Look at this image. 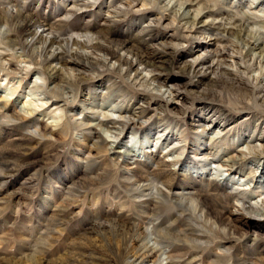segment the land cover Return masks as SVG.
<instances>
[{
	"label": "bare ground",
	"instance_id": "obj_1",
	"mask_svg": "<svg viewBox=\"0 0 264 264\" xmlns=\"http://www.w3.org/2000/svg\"><path fill=\"white\" fill-rule=\"evenodd\" d=\"M97 1L60 0L61 15L53 21L52 18L39 21L32 11L24 10L21 6L7 10L5 15L0 13V38L4 41L2 44L12 51L10 60L5 58L6 54L0 53V62L6 70L23 71L24 74L31 71L30 67L33 66L35 76L32 84L37 90L35 96L42 97L39 104H28V110L22 106L17 111H14L17 108L15 100H0V110L10 107L15 122H25V127L34 129L29 131L28 136L16 138L21 142L26 141L25 151L32 140L47 138L55 128L57 119L43 122L42 125L38 118L28 121L32 114L39 113L38 109L44 110L47 104L49 108V102H45L48 95L59 98L50 106L58 111L64 110L62 104L69 100L72 103L77 98L83 78L91 77L92 72L98 69H110L134 87L142 88L147 96L141 97L140 102H146V97L150 96L160 107L174 106L177 91L173 85L160 82L156 65L157 61L165 59L170 65L174 64L177 49L185 44L192 45L184 60L186 73L196 81V85L201 84L200 77L213 74L219 80L216 86L229 84L227 86L237 91L254 94L255 104L264 106V0H251L249 3L245 0H235L234 3L230 2L234 0H222L230 5L225 8L217 4L220 0H121L126 1L125 4L101 2L96 7ZM129 1L139 3L141 9L149 5L162 13L157 17L151 15L146 23L140 19L135 21L133 26H140L135 35L139 39L137 43L129 39H113L116 36L113 31L115 27L118 28L123 7H130ZM66 3H70L69 8L64 6ZM92 9L98 13L97 18L104 9L107 10V15L101 16L103 28L90 30V22L81 26L75 22ZM78 14H81L80 17ZM151 17L156 20H151ZM163 18L171 19L180 42L172 40V36L163 39L153 36L155 30L152 26ZM107 22L110 23L108 26ZM65 25H68V29L61 36ZM9 34L17 37L9 38ZM142 35H146V38ZM201 38L212 43L191 57L200 50L198 40ZM167 49L170 51L166 52ZM22 65L23 68H20ZM74 68H77V74H73ZM59 77H62L60 81L66 82L64 87L59 85ZM102 89L103 85L99 84L97 89L93 87L82 94L85 97L83 102L87 105L81 102L80 110H88L89 115L84 117L86 122H75L79 130L88 133L92 147L97 145L98 154L115 150L111 163L118 171L115 175L120 180L121 188L133 194L130 195L132 211L123 214L124 210L121 209L114 212L112 217H103L102 222L89 220L92 223L82 228L84 232L99 235L104 241L105 233L119 238L118 244L107 241L105 247L91 248L89 257L94 256L100 264H197L200 261L197 255L184 260V250L190 247L195 252L208 248L205 241L210 234L215 241L222 238L210 254L211 263L218 264L227 253L223 250L224 245L232 244L236 249L232 240L239 225L248 224L253 216L264 219V121L258 118L250 127L247 126L250 121H245L243 127L226 130L227 114L213 109L201 110L205 114L189 120L192 134L197 136L196 141L190 142L196 160H192L193 165L188 163L189 167L186 166L189 158L183 159L186 144L180 145L186 135L180 130L165 127L151 133L150 129L144 137L147 143H151L149 138H154V145L151 143L153 150L151 147L135 150L123 146L118 137L132 127L135 113L127 106H118L112 101L116 97L110 95L108 88ZM90 158L88 156L86 161ZM40 163L44 164L43 161ZM26 164L7 163L5 167L10 168L9 174L6 172L8 175L3 179L13 177ZM177 173L182 180L174 184ZM240 174L241 180L236 181L235 177ZM34 177L35 174L28 180L32 182ZM4 184L0 186V191ZM253 189L259 190V196ZM18 192H13L12 198L19 195ZM155 210L165 211L164 216H170L177 210V216L185 212L191 214L192 219L186 216L172 234L166 228L162 229L158 219L152 220L150 214ZM49 211L45 226L64 220L61 203L50 207ZM177 216L169 220L175 222ZM188 220L193 222L194 228L187 227ZM195 227L199 230L208 228L209 234ZM251 227L255 229L254 225ZM256 238L254 235L252 242ZM172 239H176L177 243L166 247ZM80 255L87 258L89 254L84 252ZM239 255L247 259L241 261L238 258L240 264H264L263 255L258 251ZM255 257L259 258L257 263Z\"/></svg>",
	"mask_w": 264,
	"mask_h": 264
},
{
	"label": "rangeland",
	"instance_id": "obj_2",
	"mask_svg": "<svg viewBox=\"0 0 264 264\" xmlns=\"http://www.w3.org/2000/svg\"><path fill=\"white\" fill-rule=\"evenodd\" d=\"M87 1L95 3V0ZM249 1L251 0H245L248 3ZM101 2L105 4H125L126 1L98 0L94 6H98ZM230 2L234 3L235 0ZM69 4L63 5L69 8ZM128 4H130V7H123V13L117 25L118 28L115 27L113 31V35H116L113 39H116L115 41L129 39L131 42L137 43L139 39L135 35L140 30V26L134 27L135 21L140 19L143 21L142 23H146L151 15L155 14L154 17H157L161 16L162 13L149 5L141 9L139 3L132 4L129 1ZM217 4L224 8L230 6L227 1L224 3L222 0ZM18 6H21L24 10L32 11L34 17L39 21H47L50 18L53 21L56 16L61 15L59 10L62 3L60 0H0V13L5 15L7 10L17 9ZM116 7L119 6L116 5ZM106 11L104 9L101 14L107 15ZM80 15L77 16L80 17ZM97 15L98 13L96 14L93 9L88 10L81 19H77L75 22L80 26L90 22V30L97 27L103 28L104 26H101L102 15L99 18H97ZM154 17H151V20ZM108 24L110 23L107 22V26ZM152 28L155 30L153 31L154 37L163 39L166 36L167 38L172 36V40L180 42V37L175 33V26H172L171 19L163 18L159 23L154 24ZM67 29L68 25H65L60 35L62 36ZM142 36L146 38V35ZM10 37L16 38L17 36L9 34ZM198 41L200 50L191 54V57L196 56L207 44L212 43V41L209 43V40L205 41L203 38ZM3 42L0 38V53L6 54L5 58L10 60L12 59V51L2 44ZM102 42L104 43V41ZM191 46L185 44L178 48L175 63L172 65L168 63L167 59L157 61L158 66L156 65V67L159 69L160 82L173 85L177 91L174 106L160 107L150 96L146 97V102H140L141 97L145 98L144 96H147V92L143 91L142 88L134 87L110 69H98L92 72L91 77L89 75L83 78L79 84L80 90L77 93V98L72 103L69 100L62 104L65 107L64 110L58 111L50 106L55 99L58 102L59 98L48 95L45 102H49V108H47V104L44 106V110L38 109L39 113L34 116L32 114L28 121L38 118L42 125L43 122L48 123L57 119L55 128L46 136L47 138L41 139L38 137L32 140L27 145L26 151V141L21 142L16 138L21 135L28 136L34 129L25 127V122H15L10 107L6 110H0V186H3L5 182L4 188L0 191V264H98L99 262L93 258L94 256L89 257L90 249L105 247L107 241L108 243L115 242V244H118V237L112 238L110 234L105 233L106 241H104L99 235L84 232L82 229L88 227L87 224L92 223L89 220L102 222L103 217H112L114 212H119L121 209L124 210L123 214L131 212L132 205L130 203L132 198H130V195H133L124 191L118 183L120 180L115 175L118 171L111 163L115 150H109L104 155L98 154L96 151L97 145L92 147V141L88 133L82 132L76 126L75 121L84 120L86 122L84 117L89 115L88 110H80V103L85 99L82 94H85L89 89L93 87L97 89L99 84L103 85L102 90H104V87L108 88L110 95L117 98V102L116 98H113L112 101L120 107H129L135 113L132 117L134 122L131 125L132 127L118 137L123 146L127 145L128 148H135V150L150 148L151 143L154 145V141H152L154 138H149L151 143H147L144 137L150 129H152L151 133L165 127L185 133L186 138L180 145L186 144L187 151L183 159L185 161L186 157L189 158L186 162V166L189 167L188 163L196 160L194 153L191 151L193 147L190 142L196 141L197 138L196 135L192 134L189 120L191 118L193 120L200 114H205L201 110L213 109L227 114L226 130L243 127L245 121H250L248 127L252 126L258 118L264 121V106L260 107L255 104L256 95L243 93V90L241 92L237 91L227 86L229 84L221 85L227 87L220 88L221 86H216L219 80L213 74L200 77L201 84L197 83V85L196 81L189 78L184 60L187 59L186 56ZM169 51L170 49H167L166 52ZM20 68H23V65ZM30 70L27 74H24L22 70L21 73L12 72L11 69L6 70L3 63L0 62V100H15L17 108L15 107L14 111L22 106H25L28 110V104H39V99L42 100L41 96H35L37 90L32 84L35 69L32 66ZM73 74H77V68H74ZM61 78L59 77L58 80L60 81ZM210 78H212L211 81ZM65 83L60 81L59 85L64 87ZM241 87H244V85ZM34 91L36 92L34 93ZM97 93H100V89L97 90ZM83 104L87 105L84 102ZM140 107L142 108L140 109ZM150 149L153 150L154 148L151 147ZM88 156L91 158L87 162ZM42 161L44 164L40 163ZM7 163L14 165L17 163L28 164L21 167L13 177L3 179V176L9 174L10 168L5 167ZM34 174L35 177L32 182L29 181L28 179L32 178ZM223 174L227 177L226 172H223ZM175 177L174 184L182 180L178 173ZM241 178L242 175L240 174L235 177V180L238 181ZM3 180L5 181L3 182ZM185 184L189 185V183ZM253 191L256 196H259V190L253 189ZM13 192L20 194L12 198L11 194ZM154 197L156 198L155 195ZM60 203L64 209V220L54 225L48 223L45 226L44 223L49 219V208L58 206ZM165 213V211L155 210L150 216L152 220L158 219L162 229L166 228L170 233L180 227V223L186 219V216L192 219V215L185 212L177 216L179 214L177 210H174L170 216H164ZM172 216H177L178 219H175V222L170 221L169 219ZM186 223L187 227L194 228L191 220ZM251 225H254L256 230ZM195 229L199 230L198 227H195ZM200 230L209 234L208 228ZM242 234H245V236L243 237ZM254 235L257 238L255 242H252ZM207 237L208 239L205 242L208 243V248H201L194 252L193 249L188 247L184 250L186 252L185 261L197 255L200 258L197 264H212L210 254L214 252V249L218 246V241H221L222 238L220 237L219 240L215 241L210 234ZM232 241L235 242L236 249H233L232 244L224 245L223 250L227 253L218 264H240L238 258H241V261L247 259L239 254L242 255L248 251L250 253L258 251L264 258V219L253 216L248 224L239 225ZM175 243H177V240L172 239L165 246ZM202 247L205 246L202 245ZM84 252L89 254L87 258L80 255ZM254 261L257 263L259 258L255 257Z\"/></svg>",
	"mask_w": 264,
	"mask_h": 264
}]
</instances>
